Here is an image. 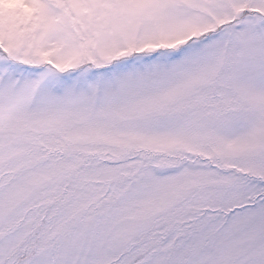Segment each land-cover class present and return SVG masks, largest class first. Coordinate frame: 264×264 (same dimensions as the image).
I'll return each instance as SVG.
<instances>
[{
    "label": "snow or ice",
    "instance_id": "1",
    "mask_svg": "<svg viewBox=\"0 0 264 264\" xmlns=\"http://www.w3.org/2000/svg\"><path fill=\"white\" fill-rule=\"evenodd\" d=\"M0 264H264V0H0Z\"/></svg>",
    "mask_w": 264,
    "mask_h": 264
}]
</instances>
